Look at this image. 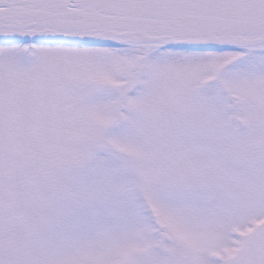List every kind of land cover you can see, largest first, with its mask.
<instances>
[{
    "label": "snow or ice",
    "instance_id": "snow-or-ice-1",
    "mask_svg": "<svg viewBox=\"0 0 264 264\" xmlns=\"http://www.w3.org/2000/svg\"><path fill=\"white\" fill-rule=\"evenodd\" d=\"M0 264H264V0H0Z\"/></svg>",
    "mask_w": 264,
    "mask_h": 264
}]
</instances>
